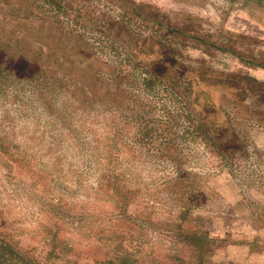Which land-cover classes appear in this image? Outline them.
Segmentation results:
<instances>
[{
    "label": "trees",
    "instance_id": "trees-1",
    "mask_svg": "<svg viewBox=\"0 0 264 264\" xmlns=\"http://www.w3.org/2000/svg\"><path fill=\"white\" fill-rule=\"evenodd\" d=\"M42 1L74 25L67 29L58 20V14L36 12L34 0H0V92L9 83L31 87L41 109L49 113L50 120L60 122L58 125L64 128L62 134L66 143L86 166L75 172V164L69 161L70 172L93 178L94 183L88 185L93 196L120 204L118 219L138 224L139 230L145 223L142 213L135 215L128 211L131 188L128 185L122 188L119 182L117 158L127 144L121 145L114 134L105 140L98 155L91 144V130L90 134L89 130H80L74 122L76 118L84 119L94 112L117 117L126 130L128 146L143 151L154 162L166 164L174 171L167 178L178 196L179 187L184 188L185 183L192 184V177L197 178L185 169L182 155L185 147L177 142L178 138L191 137L200 143L218 158L232 177L233 170L241 169V164L253 163V155L258 157L259 154L262 158L264 152L254 145L252 132L264 133V80L217 71L207 58L209 54L214 56L210 50H216L264 71V63L256 53L247 56L212 40L211 35H195L183 25L171 24L170 17L154 7L137 5L131 0H105L113 5V16L93 7L89 0ZM86 35L94 38L98 46L93 47ZM224 37L229 42L239 38L233 34ZM240 39L250 41L247 37ZM189 41H192L190 46L202 45L207 57L191 59L183 55L184 45ZM94 48L111 53L101 61L85 53ZM65 65L69 68L63 69ZM157 65L159 69L155 68ZM74 75L78 76L76 81ZM198 78L220 81L223 92L232 91L239 99H228L218 106ZM58 99H65L64 107L56 106ZM160 106L162 115L157 114ZM173 106H177V115ZM78 112L86 115H77ZM112 139L121 147L114 148ZM15 144L16 152H21L8 133L0 132V152L11 154ZM52 146L46 142L34 153L38 154L36 158H46L40 169L30 171L43 186L50 185L49 182L56 178L52 170H43V167L49 168V159L55 161V165H66L61 164L64 154L45 155ZM13 160L18 167L21 163H31L29 156ZM32 167L28 166L30 170ZM234 178L237 179V175ZM239 178L241 181L242 177ZM47 180L50 181L46 183ZM120 180L123 182L122 177ZM197 202L194 201L193 207H199ZM187 213L160 223L159 228L167 232L165 237L171 233L173 240V251L165 257L176 264H211V240L202 232L185 230L183 222ZM147 224L153 229L158 225L150 220ZM143 232L144 229L138 233L140 237ZM132 237L111 241L116 248L114 260L118 264L148 262L146 255L140 254L142 242ZM109 238L110 235L106 237ZM0 264L45 263L0 240Z\"/></svg>",
    "mask_w": 264,
    "mask_h": 264
},
{
    "label": "rangeland",
    "instance_id": "rangeland-1",
    "mask_svg": "<svg viewBox=\"0 0 264 264\" xmlns=\"http://www.w3.org/2000/svg\"><path fill=\"white\" fill-rule=\"evenodd\" d=\"M89 1L93 7L105 10L109 16L115 15L113 5L105 0ZM131 1L154 7L168 15L171 24L183 25L185 30L195 35H211L212 40L247 56L257 54L264 63V0ZM34 2L36 12L58 14L42 0ZM58 15L62 26L67 29L73 27L74 24L61 17L63 14ZM225 34L239 38H232V42H229ZM86 37H89L93 47L98 46L94 38L90 35ZM240 37H247L250 41ZM191 42L184 45L183 55L191 59L207 57L202 45L190 46ZM105 51L94 48L85 53L103 61L111 53ZM210 53H214V56L209 54L207 58L217 71L264 80V71L242 63L237 57L216 50H210ZM62 68H69V65ZM155 68L159 69L160 65ZM74 76L72 79L76 81L78 76ZM198 80L218 106L224 104L225 100L239 99L232 91L223 92L220 81ZM64 101L58 99L56 106L64 107ZM173 107L177 115V106ZM157 114L162 115L161 106L157 108ZM77 115L86 114L78 112ZM74 122L80 130H89V134L91 130V144L98 155L105 140L114 134H117L115 138L121 145L127 144L117 158V170L123 180L119 177V182L122 188L127 185L131 188L128 211L135 215L143 214L145 223L141 224L142 228L139 230L138 224L128 219H118L120 204L117 202L90 194L88 185L94 183L93 178L70 172L69 161L75 164V172L86 166L66 143L62 134L64 128L58 125L60 122L50 120L49 113L41 109L31 87L9 83L0 92V132L8 133L22 153L16 152V144L11 154L0 152V240L28 252L45 264H118L114 260L116 248L111 241L128 240L133 236L131 239L137 238L142 242L140 254L146 255L148 261L144 264H176L165 257L173 251L172 234L165 237L167 232L161 230L159 225L163 221L178 219L188 211L183 227L188 231L202 232L211 240V264H256L252 257L258 253L264 241V155L262 158L259 154L258 157L253 155V163L241 164V169L233 170L232 177L218 158L200 143L191 137L178 138L177 142L185 147L182 153L183 161H186L185 169L197 176L192 177V184L185 183L184 188L179 187L178 196L172 181L167 178L174 171L166 164L154 162L143 151L138 152L128 146L126 130L117 117L94 112L84 119L76 118ZM252 135L254 145L264 152V133L256 131ZM46 142L51 143L53 149L50 148L45 155L49 157L55 153L53 155L56 157L64 154L61 164L66 165H55V161L49 159V168L43 167V170H52L56 178L47 180L46 183L50 181V185L43 186L30 171L40 169L45 162L46 158H36L38 154L34 153L36 149L40 151ZM111 144L116 149L121 147L113 139ZM25 156H29L31 163H21L18 167L13 159L22 160ZM91 162L94 160L91 159ZM30 165H33L31 170L28 168ZM234 175L238 178H234ZM239 177H242L241 181H238ZM194 201H198L199 207H193ZM74 215L82 218L76 219ZM147 220L157 223L156 229L148 225ZM142 229L144 235L140 237L138 233ZM104 235H110V238L106 239Z\"/></svg>",
    "mask_w": 264,
    "mask_h": 264
},
{
    "label": "crops",
    "instance_id": "crops-1",
    "mask_svg": "<svg viewBox=\"0 0 264 264\" xmlns=\"http://www.w3.org/2000/svg\"><path fill=\"white\" fill-rule=\"evenodd\" d=\"M260 249L257 254L253 255L252 259L256 264H264V241L260 244Z\"/></svg>",
    "mask_w": 264,
    "mask_h": 264
}]
</instances>
